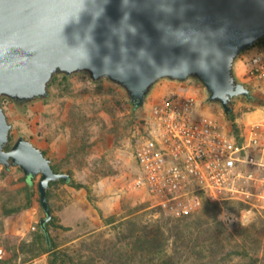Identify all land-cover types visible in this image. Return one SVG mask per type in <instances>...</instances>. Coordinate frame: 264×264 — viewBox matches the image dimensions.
I'll use <instances>...</instances> for the list:
<instances>
[{
	"label": "water",
	"instance_id": "water-1",
	"mask_svg": "<svg viewBox=\"0 0 264 264\" xmlns=\"http://www.w3.org/2000/svg\"><path fill=\"white\" fill-rule=\"evenodd\" d=\"M263 38L264 0H0V165L40 176L45 226L51 183L72 175L55 171L24 136L9 147L3 98L21 106L49 99L55 76L87 73L121 87L141 110L161 80L196 78L210 103L232 113L235 99L252 98L236 61Z\"/></svg>",
	"mask_w": 264,
	"mask_h": 264
},
{
	"label": "rangeland",
	"instance_id": "rangeland-1",
	"mask_svg": "<svg viewBox=\"0 0 264 264\" xmlns=\"http://www.w3.org/2000/svg\"><path fill=\"white\" fill-rule=\"evenodd\" d=\"M238 67L243 70L240 64ZM239 79L251 88L242 74ZM173 89L197 95L227 130L235 133L236 123L239 136L246 135L252 124L264 122V93L251 90L258 97L255 102L245 97L235 99L233 121L219 104L208 101L207 90L196 78L184 84L161 80L145 106L136 112L121 87L109 80L94 82L87 73L75 74L68 80L64 75L55 76L49 99L23 106L9 99L2 102L13 125L11 146L24 136L41 148L58 170L72 173L77 183L86 186L58 184L51 189L50 205L56 222L50 233L58 250H77L83 256H92L96 264L104 259L111 264L117 261L122 243L130 240L132 232L138 236L155 230L158 223L169 221L174 225L177 220L201 216L196 228H208L212 224L207 221H212V228L219 222L221 227L236 233L237 241L221 255L220 264H264V199L251 197L247 203L225 200L206 204L191 215L175 217L155 207L146 187L129 189L140 174L135 156L136 130L148 116L151 105ZM2 170L0 165V204L11 197L24 199L23 171L17 169L5 176ZM39 180L40 176L34 178L37 189ZM209 208L211 217H203ZM45 217L36 201L30 210L4 219V225L0 226V260L49 264L47 254L22 263L29 254L20 252L24 243L33 242L38 224ZM16 251L21 254L18 259L13 255ZM203 262L214 264L208 257Z\"/></svg>",
	"mask_w": 264,
	"mask_h": 264
},
{
	"label": "built area",
	"instance_id": "built-area-1",
	"mask_svg": "<svg viewBox=\"0 0 264 264\" xmlns=\"http://www.w3.org/2000/svg\"><path fill=\"white\" fill-rule=\"evenodd\" d=\"M239 64L248 87L264 93V48L246 50ZM141 123L135 154L140 174L128 187H146L161 211L183 217L207 202L264 199V122L238 137L201 111L197 95L173 89Z\"/></svg>",
	"mask_w": 264,
	"mask_h": 264
},
{
	"label": "trees",
	"instance_id": "trees-1",
	"mask_svg": "<svg viewBox=\"0 0 264 264\" xmlns=\"http://www.w3.org/2000/svg\"><path fill=\"white\" fill-rule=\"evenodd\" d=\"M257 46L264 48V38L260 39L254 47ZM64 79L68 80V77L64 75ZM5 99L8 98H3L2 102H4ZM247 100L249 102H255L258 101V97L252 94V98ZM129 104L131 105L133 112H136V107L131 102H129ZM226 115L228 119L235 121L233 113H226ZM236 127V123H234L235 133L240 137L239 129ZM10 141H12V136H10ZM9 147H11V145H9ZM52 166L55 171L60 172V170L54 165ZM17 169L22 171L19 167H13L10 169L3 167L2 174L5 176L10 175ZM70 174L72 175V173ZM23 180L26 183L24 187V199L11 197L8 201H4L0 204V226L4 225V219L19 215L22 212L33 208L36 201H38L40 210L46 216L40 203V194L39 190L36 188L34 178L24 175ZM58 184H68L76 188L86 187L84 184L77 183L73 179V176L69 181L61 180L52 182L48 189L49 203L51 189ZM37 194L39 196H37ZM215 203L216 202H207L206 204L208 206ZM209 211L210 208L203 213V217L209 216ZM201 218L202 217L199 216L197 218H189L180 222L177 220L174 225L169 221L158 223L155 230L151 232L146 231L147 233H142L138 236L132 232L131 235H129L130 240L122 243V248L119 249L121 254L117 261H114L111 264H204L203 261H205L207 257L214 264H220L219 260L221 255L227 251V248H231L234 241H237L235 238L236 233L229 232L227 229L221 227L219 222L212 228V221H207L208 224H212L208 225V228H196V225L201 223L199 220ZM110 220L113 219L111 218ZM55 222L56 217H53V219L47 222L45 226H42L40 221L38 224V230L33 237V242L30 244L24 243V247L20 250L23 254H29L28 257L22 259V263H26L32 259L47 254L49 257V264H96V261L92 256H83L77 250H70L69 248L58 250V244H56L50 233V227L54 226ZM127 224L130 225L132 222ZM172 227L176 228L175 233H173ZM173 237L175 238L172 240ZM47 238L50 239V244H48ZM228 251L232 252V249H229ZM20 252L18 253L16 251L13 254L15 259L19 258L21 255ZM86 258V261L88 262L83 261ZM8 262L9 264H15L10 259L0 260V264H8ZM104 262L108 264L109 260H99L98 263L104 264Z\"/></svg>",
	"mask_w": 264,
	"mask_h": 264
},
{
	"label": "crops",
	"instance_id": "crops-1",
	"mask_svg": "<svg viewBox=\"0 0 264 264\" xmlns=\"http://www.w3.org/2000/svg\"><path fill=\"white\" fill-rule=\"evenodd\" d=\"M235 73H236V75H237V77L238 78H240L241 77V74L243 75V70L242 71H240L239 70V67H238V65L236 66V68H235ZM199 102H200V109H201V111L202 112H206V113H209V115H211V111H210V109L209 108H207V106H206V104L204 103V101H201L200 99H199ZM212 116V115H211ZM214 118H216V119H218L217 118V116H213ZM219 120V119H218Z\"/></svg>",
	"mask_w": 264,
	"mask_h": 264
}]
</instances>
